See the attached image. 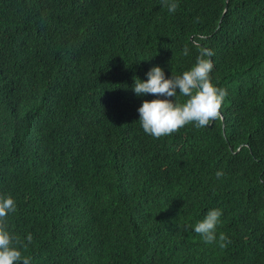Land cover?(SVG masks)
Returning <instances> with one entry per match:
<instances>
[{
	"label": "trees",
	"instance_id": "1",
	"mask_svg": "<svg viewBox=\"0 0 264 264\" xmlns=\"http://www.w3.org/2000/svg\"><path fill=\"white\" fill-rule=\"evenodd\" d=\"M177 2L0 0V195L30 264H264V0ZM202 50L221 118L146 134L134 78ZM210 209L226 248L194 231Z\"/></svg>",
	"mask_w": 264,
	"mask_h": 264
},
{
	"label": "clouds",
	"instance_id": "2",
	"mask_svg": "<svg viewBox=\"0 0 264 264\" xmlns=\"http://www.w3.org/2000/svg\"><path fill=\"white\" fill-rule=\"evenodd\" d=\"M161 2L170 13L178 8L177 0ZM183 54L188 55L187 48L183 50ZM212 55L210 50H202L195 64L180 75L172 73L171 77H166L163 69L156 66L146 73L147 80L134 78L133 91L137 96L157 97L150 101L144 100L138 108V122L146 134L161 138L189 124H194L197 128L209 127L212 122L221 118V108L227 91L212 83ZM177 93L187 99L183 103L179 102L176 99ZM215 175L220 179L224 173L217 171ZM15 211V200L10 195H0V264H30L31 261V257L22 255L21 249H27L32 242V235L29 233L26 237L27 243H24L8 230V214ZM221 216L220 209H210L203 220L193 227L206 244L218 243L223 249L231 240L223 232L217 235Z\"/></svg>",
	"mask_w": 264,
	"mask_h": 264
},
{
	"label": "water",
	"instance_id": "3",
	"mask_svg": "<svg viewBox=\"0 0 264 264\" xmlns=\"http://www.w3.org/2000/svg\"><path fill=\"white\" fill-rule=\"evenodd\" d=\"M212 126H213V122H212V124L209 127H212Z\"/></svg>",
	"mask_w": 264,
	"mask_h": 264
}]
</instances>
